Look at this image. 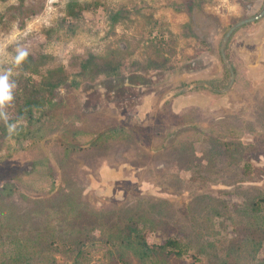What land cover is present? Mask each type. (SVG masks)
<instances>
[{
	"label": "rangeland",
	"instance_id": "rangeland-1",
	"mask_svg": "<svg viewBox=\"0 0 264 264\" xmlns=\"http://www.w3.org/2000/svg\"><path fill=\"white\" fill-rule=\"evenodd\" d=\"M69 1L25 0L17 10L20 0H0V43L6 45L0 67L8 66L6 61L17 46L28 53L50 54L55 64L66 65L71 76L88 54L113 49L122 54L126 66L130 61L146 63L161 58L154 42L157 37L167 43L164 57L170 59V68L158 74L153 89L137 100L112 101L104 90L93 95L62 88L54 114L41 132L36 131L37 138L21 144L15 138L5 141L0 150V184L14 182L19 189L16 203L27 207L24 195L34 199L51 192L45 164L49 159L60 183L72 179L90 207L114 210L155 203L177 229L190 235L197 249L207 237L224 233L220 220L231 232L229 215L204 222L193 210L206 208L204 202L217 204L216 200L244 205L264 193V51L260 64L251 67L236 49L240 39L258 31L264 17L240 28L229 42L236 70L228 90L195 87V83L202 80L221 87L224 28L233 18L256 13L264 0H205V10L220 20L209 34L210 46L186 33L189 14L174 6L183 0H78L94 5L79 20L67 14ZM118 11L122 18L114 22L112 14ZM191 60L204 66L183 72ZM116 125L124 126L131 139L117 138L105 148L89 147L97 135ZM208 135L250 145L252 150L235 157L218 156L205 168L210 169L208 179L195 181L182 148L191 145L195 151H207ZM68 146L73 150L68 151ZM246 162L253 166L251 175L244 171ZM198 197H203L200 205ZM164 237L163 232L152 234L154 241ZM55 256L56 262L45 264L72 263L63 248ZM90 264H105V259L96 254Z\"/></svg>",
	"mask_w": 264,
	"mask_h": 264
},
{
	"label": "trees",
	"instance_id": "trees-1",
	"mask_svg": "<svg viewBox=\"0 0 264 264\" xmlns=\"http://www.w3.org/2000/svg\"><path fill=\"white\" fill-rule=\"evenodd\" d=\"M24 3L25 0H20L15 8L21 10ZM204 4L205 0H183L174 6L176 10L189 14L186 33L195 35L210 46L209 34L220 26V20L216 14L206 11ZM93 9L94 5L89 2L71 0L67 3V14L77 20L84 17V12ZM263 17L264 4L256 13L232 19L224 28L220 50L225 69L222 85L219 84L221 87L202 80L197 81L195 87L215 91L230 88L236 69L230 58L229 42L240 28ZM121 18L120 11L112 14L114 22ZM154 42L157 43L160 60L151 59L146 63L130 61L126 66L124 57L115 49L105 54L90 53L81 59L73 76L66 65L55 64L50 54L28 53L13 77L17 87L9 112L13 121L21 119L22 124L18 134L12 138L17 144L37 138L36 131L41 132L45 122L54 114L62 88L83 90L93 95L104 90L112 101L141 99L157 84L158 74L170 68V59L164 57L166 41L155 37ZM203 66L191 60L185 64L183 72L190 73ZM153 71L155 73L151 74ZM85 102L88 105V98ZM208 136L211 145L207 151H195L191 145L182 148L184 160L194 171L195 181L208 179L210 169L205 168L214 164L218 156L228 154L235 157L243 150H252L250 145ZM6 137L5 126L0 122V150L8 139ZM131 137L124 126L116 125L97 135L89 147L105 148L117 138L126 140ZM67 149L73 150L69 146ZM45 164L52 182L51 192L34 199L24 195L27 207L16 203L19 189L14 182L0 184V264L54 263L57 260L55 254L62 248L69 253L71 264H90L96 254L104 257L105 264H264V255L261 254L264 249V193L247 200L244 205L222 200L211 205L202 200L204 196L198 197L200 201L197 204L204 202L206 208L196 212L199 206L193 210L197 218L202 217L204 222H208L212 218L229 215L233 227L229 232L228 225L220 220L224 233L218 237L212 235L213 239L207 237L197 249L190 235L177 229L166 218L163 208L161 212L155 203L149 207L139 202L123 209H95L83 201L72 179L60 183L53 163L48 159ZM244 171L247 175L253 173L250 162L244 164ZM206 227H211V224ZM157 232L165 234L163 240H153L152 234Z\"/></svg>",
	"mask_w": 264,
	"mask_h": 264
},
{
	"label": "clouds",
	"instance_id": "clouds-1",
	"mask_svg": "<svg viewBox=\"0 0 264 264\" xmlns=\"http://www.w3.org/2000/svg\"><path fill=\"white\" fill-rule=\"evenodd\" d=\"M6 45L0 43V64L5 63L2 59ZM28 57V51L23 46H17L14 55H10L6 63L8 66L0 67V122H3L7 137L11 139L19 132L21 119L13 121L9 109L15 100L16 80L13 77L17 74L15 69L19 68Z\"/></svg>",
	"mask_w": 264,
	"mask_h": 264
},
{
	"label": "flooded vegetation",
	"instance_id": "flooded-vegetation-1",
	"mask_svg": "<svg viewBox=\"0 0 264 264\" xmlns=\"http://www.w3.org/2000/svg\"><path fill=\"white\" fill-rule=\"evenodd\" d=\"M236 49L251 67L260 64L264 51V20H262L258 31L253 36L247 35L238 41Z\"/></svg>",
	"mask_w": 264,
	"mask_h": 264
}]
</instances>
